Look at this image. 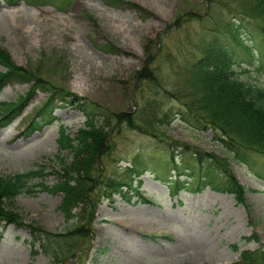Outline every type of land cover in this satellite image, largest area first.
<instances>
[{
	"label": "rangeland",
	"instance_id": "374dc122",
	"mask_svg": "<svg viewBox=\"0 0 264 264\" xmlns=\"http://www.w3.org/2000/svg\"><path fill=\"white\" fill-rule=\"evenodd\" d=\"M54 1L2 0L0 49L56 89L129 115L139 106L147 107L157 89L165 106L182 110L174 99L161 95L166 93L164 87L174 88L175 68L189 63L217 29L229 21L239 23L222 3L210 7L209 0ZM176 18L181 20L175 26ZM226 38L237 60L248 68L241 72L242 78L264 87V69L257 70L248 62L250 55L239 38ZM148 53L154 56L152 67L160 69L163 89L137 83L135 75ZM259 61L264 62L263 52ZM32 82L14 81L0 89V110L2 103L17 102L24 96ZM49 94L38 90L21 115L0 129V177L41 167L46 172L43 178L31 181L30 192L16 198L13 209L23 224H0V264H62L52 256V247L60 245L63 255L64 246L52 235L65 232L77 220H68L61 211V192L35 187L41 181L55 185L60 180L59 159L72 160L73 153L60 145L63 129L76 137L86 127L85 114L59 97L50 110L55 119L31 124ZM110 131L107 151L97 162L99 178L104 181L120 175L135 160L149 161L152 170L138 178L137 191L131 192L130 199L120 193L106 199L102 196L109 190L106 183L95 184L91 198L96 208L87 212L93 232L81 240L75 256L67 255L64 264H235L242 263V252H256L264 246V156L241 151L244 159L238 161L215 139L212 129L197 130L180 119L162 128L158 137L130 129L125 123ZM197 150L218 182L223 178L208 154L228 158L231 171L247 188V207L233 194L210 186L200 192L175 190L169 182L178 176L172 161L179 162L180 168L190 164L197 170ZM194 172L196 177L192 174L185 181H195L198 171ZM157 175L163 181L155 180ZM30 225L51 232L45 247L37 242L32 248ZM255 234L257 239H247Z\"/></svg>",
	"mask_w": 264,
	"mask_h": 264
},
{
	"label": "trees",
	"instance_id": "16d2710c",
	"mask_svg": "<svg viewBox=\"0 0 264 264\" xmlns=\"http://www.w3.org/2000/svg\"><path fill=\"white\" fill-rule=\"evenodd\" d=\"M55 1L68 2V0ZM209 2L210 7L222 3L223 5H219L227 9L228 14L239 23L229 21L225 26L217 29L211 39L204 42L197 50L198 54L191 57L189 63L180 64L175 68L177 77L174 88L164 87L166 93L161 95L174 99L181 105L182 110L165 106V103L158 98L160 95L157 89L149 98L147 107L139 106L133 115L108 111L96 102L62 88L56 89L40 77L31 75L26 68L13 62L10 55L0 49V62L5 67V71L0 72V89L13 81L33 80L29 91L17 102L2 103L0 126L20 114L23 106L38 90H48L50 94L44 106L31 120V124L44 123V121L50 123L55 118L51 114V106L56 97H59L63 103L76 106L87 118L86 127L81 128L78 136L73 137L66 129L60 134L62 149L73 153L72 160L66 157L58 161L61 171L57 174L60 180L52 186L45 184L44 181L35 183V187L41 185L46 189L61 192L63 194L61 211L68 220L77 219L65 232L52 235V237L57 236L64 246L63 255H60V245L52 247V256L58 259L59 263L64 264L67 255L75 256L81 240L89 238L93 232L91 214L87 212L90 209L94 212L96 208L91 198L95 184L106 183L109 190H105L102 195L106 199H112L117 193L125 199H130L132 196L130 193L133 190L137 191L138 188V185H134L137 177L151 169L149 161L135 160L125 166V171L120 175L108 176L104 181L99 178L101 169L97 166V162L107 151V138L114 126L125 123L130 129L158 137L162 128L180 119L197 130L212 129L215 132V139H218L229 154L238 161L244 159L241 151L255 152L264 156V87L242 78L241 72L248 71V68L237 60L236 52L226 38L228 35L239 38V42L250 55L248 62L257 70L264 69V62L259 61L261 52L258 51L257 55L255 53L256 48L263 49L264 53V0H226V2L209 0ZM129 4L133 5L131 2ZM180 20L176 18L174 25L179 24ZM153 57L151 53L147 54L143 67L135 75L136 80L139 85L146 83L153 90L163 89L160 69L151 65ZM196 153L200 162L197 170L190 164L186 165V169L180 168L179 162L172 161V168L179 175L176 180L171 181L175 190L184 188L189 191H201L210 186L218 192L231 193L238 202L245 203L246 187L231 171L228 158L214 153L208 154L212 160L211 164H217L218 175L223 178V181L218 182L217 177L212 175L211 166H204V155L198 150ZM194 171L198 173L192 183L180 179L181 175H185L186 180L192 174L196 177ZM45 175V168L41 167L38 170L0 177V224L3 221L8 224H23L13 209L16 198L21 193L32 190L29 189L32 180L39 176L43 178ZM157 176L158 180L162 179L161 175ZM193 183L197 185L196 188L192 186ZM30 229L32 248L37 242L43 246L47 245L46 241L49 242L51 232L34 225H30ZM33 250L38 252L36 249ZM241 259L242 263L235 264H264V246L256 252L244 251Z\"/></svg>",
	"mask_w": 264,
	"mask_h": 264
}]
</instances>
